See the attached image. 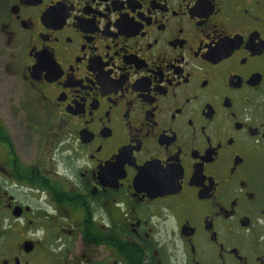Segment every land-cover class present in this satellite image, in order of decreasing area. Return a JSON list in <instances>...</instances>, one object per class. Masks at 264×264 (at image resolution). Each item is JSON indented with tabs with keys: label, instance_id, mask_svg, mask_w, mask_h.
Masks as SVG:
<instances>
[{
	"label": "flooded vegetation",
	"instance_id": "obj_1",
	"mask_svg": "<svg viewBox=\"0 0 264 264\" xmlns=\"http://www.w3.org/2000/svg\"><path fill=\"white\" fill-rule=\"evenodd\" d=\"M0 264H264V0H0Z\"/></svg>",
	"mask_w": 264,
	"mask_h": 264
}]
</instances>
